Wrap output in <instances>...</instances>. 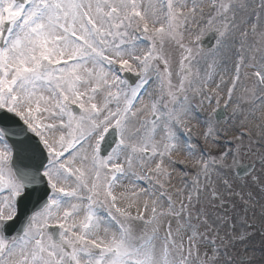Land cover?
Instances as JSON below:
<instances>
[{
    "label": "snow or ice",
    "instance_id": "snow-or-ice-1",
    "mask_svg": "<svg viewBox=\"0 0 264 264\" xmlns=\"http://www.w3.org/2000/svg\"><path fill=\"white\" fill-rule=\"evenodd\" d=\"M0 111V264H251L264 0H0Z\"/></svg>",
    "mask_w": 264,
    "mask_h": 264
},
{
    "label": "rangeland",
    "instance_id": "rangeland-1",
    "mask_svg": "<svg viewBox=\"0 0 264 264\" xmlns=\"http://www.w3.org/2000/svg\"><path fill=\"white\" fill-rule=\"evenodd\" d=\"M225 117H231V111L225 112ZM230 126V122L227 120L222 121L218 127L221 129L228 128ZM264 134L261 130L253 129V136L256 139H259L260 136ZM264 141H261L263 143ZM229 148L234 147L233 143L228 144ZM264 152V148L261 147L260 143H256L255 140L251 143L245 138L244 144L240 146V155L236 158L237 163L239 166H234L232 169V173L236 179L237 182V188L239 189L240 185H242L247 179L245 176L239 177L237 174V171L239 168L246 167L248 165H253L254 168L252 170V175H255L260 170V163H259V157L260 153ZM229 163H232L231 160H229ZM257 168V172H255V169ZM237 205L239 206L240 201L238 198H235ZM252 213L249 212V216H251ZM252 223L256 224V228L249 229V233L251 235V240L249 241L251 247L254 249V253H247L250 257L251 264H264V249L261 247V240L264 238V235H262L259 232V219L258 214L257 218L252 220Z\"/></svg>",
    "mask_w": 264,
    "mask_h": 264
},
{
    "label": "water",
    "instance_id": "water-1",
    "mask_svg": "<svg viewBox=\"0 0 264 264\" xmlns=\"http://www.w3.org/2000/svg\"><path fill=\"white\" fill-rule=\"evenodd\" d=\"M214 42H215V37L212 35H209L205 38L204 41V46L206 48L208 47H213L214 46ZM225 116V114H223ZM0 127L2 128H6L10 135V140L12 141H19L24 139L23 135H17L16 133L19 132V128H20V123L18 122V118L14 117L12 114L7 113V112H3L0 111ZM25 163H27L28 161L25 160ZM17 163L19 164L20 161L18 160ZM253 165H248L246 167L243 168H239L237 171V174L239 177H243V172L245 170V168H247L250 172H252L253 167H251ZM19 224L17 225V228H19Z\"/></svg>",
    "mask_w": 264,
    "mask_h": 264
},
{
    "label": "bare ground",
    "instance_id": "bare-ground-1",
    "mask_svg": "<svg viewBox=\"0 0 264 264\" xmlns=\"http://www.w3.org/2000/svg\"><path fill=\"white\" fill-rule=\"evenodd\" d=\"M225 114V113H224ZM257 123H258V121H257ZM264 133V132H263ZM264 143V142H263ZM255 172H257V168L255 169Z\"/></svg>",
    "mask_w": 264,
    "mask_h": 264
}]
</instances>
